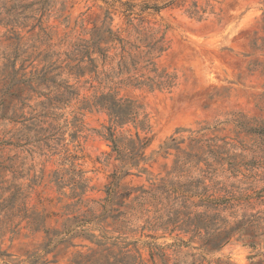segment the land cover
I'll list each match as a JSON object with an SVG mask.
<instances>
[{
  "label": "rangeland",
  "instance_id": "1",
  "mask_svg": "<svg viewBox=\"0 0 264 264\" xmlns=\"http://www.w3.org/2000/svg\"><path fill=\"white\" fill-rule=\"evenodd\" d=\"M106 1L113 0H0V204L16 194L29 214L47 216V227L60 229L73 216L93 220L89 209L100 215L109 177L119 171L117 154L107 140L108 116L81 109L86 90H81L80 97L67 90V86L82 84L61 70L45 85L31 82L36 69L58 60L52 53L69 49L66 40L75 41L84 28L100 26ZM120 1L136 4L138 11L144 3L162 6L168 0ZM194 2L196 17L188 13ZM110 12L114 28L124 27L125 17ZM150 13L146 14L149 25L165 33L168 47L157 64L174 78V85L154 91L121 90L123 96L143 106L152 142L146 150L149 161L142 165L147 172L137 174L131 169L132 174L120 182V190H149L163 179L190 188H212L217 183L229 187L235 182L228 172L230 158L246 163L264 158V138L249 132L264 122V78L249 70L252 61L263 60L250 44L264 38V0H185ZM58 73L61 76L56 77ZM136 132L131 125L116 128L120 150L126 149ZM140 133L145 136L147 132ZM71 156H77L76 169L83 172L89 189L86 202L77 208L80 212L67 216L75 203L68 198ZM256 186L263 188L264 180ZM130 203L126 200L127 206ZM117 209L128 215L118 221L108 218L101 225L87 224L84 229L95 239L77 238L44 259L48 264H151L148 243L152 242L168 264H200V251L195 249L198 241L179 246L178 233L162 232L152 240L143 230L147 214L142 209ZM5 216L0 212V220ZM25 226L26 221L21 227ZM42 241L43 234L30 235L24 229L12 240L10 234L0 237V251L25 261L26 253ZM258 252L264 254V241L254 250L234 240L218 252L205 254L204 264H264V255L256 256Z\"/></svg>",
  "mask_w": 264,
  "mask_h": 264
},
{
  "label": "trees",
  "instance_id": "2",
  "mask_svg": "<svg viewBox=\"0 0 264 264\" xmlns=\"http://www.w3.org/2000/svg\"><path fill=\"white\" fill-rule=\"evenodd\" d=\"M181 2L184 3L185 0H168L162 6L147 2L137 11V5L131 2L106 1L107 10L100 26L84 28L75 41L66 40L65 43L69 44L66 52L52 53V56L58 58L56 62L41 70L36 69L31 82L38 87L45 85L60 70L67 71L70 77H74L76 84H82L79 88L67 86V90H71L70 94L77 97H80L81 90H86L88 94L82 97L81 109L103 112L108 116L107 140L113 144V152L117 154L119 171L116 170L109 177L111 182L106 188L100 215L95 216L94 210L89 209L88 214L93 220H87V216H82L83 219L78 216L68 217L60 229L47 227L45 215L36 212L29 214L26 204H19L16 194L4 200L0 204V212H4L6 216L0 220V237L10 234L12 240L22 230L28 229L30 235L43 234V241L36 245L38 247L34 251L26 253L25 261H18L13 259V255L0 251V264H48V260L44 258L58 247L69 246L77 238L95 239L88 229H84L87 224L101 225L108 218L118 221L128 215V212L120 211L117 207H129L132 212L142 209L141 212L147 214L143 230L150 233L148 237L152 240L159 238L156 234L162 232L164 235L178 233L175 240L179 246H191V243L198 241L199 246L195 249L200 251V264L205 263V254L218 252L234 240L246 242L254 250L260 248L264 241V187L259 189L256 185L264 180L263 157H260L261 161L254 158L247 163L238 162L235 157L230 158L228 172L230 179H235V182L229 187H219L220 183H217L212 188H190L163 179L159 185H154L149 190H120V182L132 174L131 169H136L137 174L147 172L142 165L149 161L146 150L152 142V138L147 136L151 127L143 106L138 101L123 96L121 90L147 88L154 91L174 85V78L165 71H160L157 64V60L168 49L165 33L151 27L146 14L150 15L151 11L160 13L163 9L181 5ZM197 8L198 5L194 2L188 13L196 17L199 14ZM111 10L125 17L124 27L114 28ZM262 23L264 24V14ZM258 40L262 41L261 45ZM258 40L253 41L250 48L253 52H259L263 60L252 61L250 65L253 68L249 70L258 72L264 78V38ZM48 58H52L51 55ZM59 76L60 73L56 74V77ZM48 95L45 96L48 98ZM32 124L37 125V120H33ZM130 125L137 132L127 141V147L122 151L115 136L116 128ZM140 131L147 133L142 136ZM249 132L264 138V122L256 128H250ZM69 159L72 176L69 181L71 194L68 198L75 200V203L70 205L67 216L80 212L77 208L86 202L84 198L89 189L83 179V172L76 169L77 156ZM241 175L243 178L239 179ZM56 182L59 183L58 180ZM134 193L136 196L133 197ZM129 199L131 203L127 206L126 200ZM24 221L26 226L23 228L21 225ZM182 234L189 236L188 241L180 236ZM148 245L151 264H159L158 260L162 264H168L160 247L152 242ZM261 255L264 254H256Z\"/></svg>",
  "mask_w": 264,
  "mask_h": 264
}]
</instances>
